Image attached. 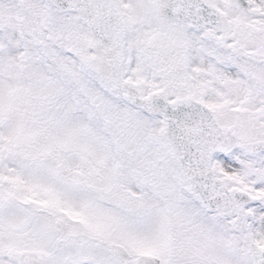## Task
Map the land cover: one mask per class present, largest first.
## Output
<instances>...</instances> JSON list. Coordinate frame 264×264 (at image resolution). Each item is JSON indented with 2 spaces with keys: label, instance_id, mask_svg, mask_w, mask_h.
<instances>
[{
  "label": "snow or ice",
  "instance_id": "snow-or-ice-1",
  "mask_svg": "<svg viewBox=\"0 0 264 264\" xmlns=\"http://www.w3.org/2000/svg\"><path fill=\"white\" fill-rule=\"evenodd\" d=\"M0 264H264V0H0Z\"/></svg>",
  "mask_w": 264,
  "mask_h": 264
}]
</instances>
